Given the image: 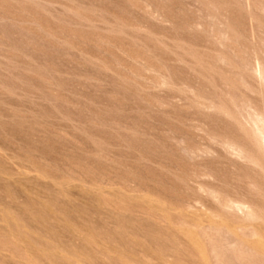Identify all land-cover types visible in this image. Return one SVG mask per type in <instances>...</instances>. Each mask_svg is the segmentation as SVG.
<instances>
[{
	"label": "rangeland",
	"instance_id": "rangeland-1",
	"mask_svg": "<svg viewBox=\"0 0 264 264\" xmlns=\"http://www.w3.org/2000/svg\"><path fill=\"white\" fill-rule=\"evenodd\" d=\"M262 142L264 0H0V264H264Z\"/></svg>",
	"mask_w": 264,
	"mask_h": 264
},
{
	"label": "bare ground",
	"instance_id": "bare-ground-1",
	"mask_svg": "<svg viewBox=\"0 0 264 264\" xmlns=\"http://www.w3.org/2000/svg\"><path fill=\"white\" fill-rule=\"evenodd\" d=\"M262 143H264V142H262ZM262 145H263V144H262ZM235 207L238 208V209L241 208V206H239V205H235ZM236 257H237V255H236ZM240 257H241V256H240Z\"/></svg>",
	"mask_w": 264,
	"mask_h": 264
}]
</instances>
